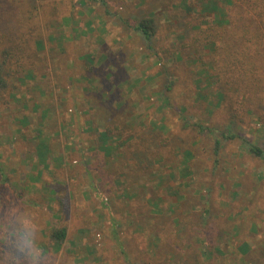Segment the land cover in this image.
Wrapping results in <instances>:
<instances>
[{"label": "rangeland", "instance_id": "obj_1", "mask_svg": "<svg viewBox=\"0 0 264 264\" xmlns=\"http://www.w3.org/2000/svg\"><path fill=\"white\" fill-rule=\"evenodd\" d=\"M232 5L0 0V264H264V51L227 54L264 4Z\"/></svg>", "mask_w": 264, "mask_h": 264}, {"label": "trees", "instance_id": "obj_2", "mask_svg": "<svg viewBox=\"0 0 264 264\" xmlns=\"http://www.w3.org/2000/svg\"><path fill=\"white\" fill-rule=\"evenodd\" d=\"M89 1H93V0H89ZM225 1L230 5V8L233 9L234 5H232V0H225ZM258 1H260L264 4V0H258ZM204 10L208 13H214L215 18L218 20L220 18H223V19L225 18V20H220V22L223 25L227 26L226 34H228L229 37L234 36L235 30H237V28L235 26H233L232 24L234 23V25H235L236 19H238L237 17L233 18V16H232V18H233V20H232L231 15L228 14L226 16V13L224 10L220 11L218 9V7H216L215 5H212V4L211 5L210 4L205 5ZM217 12H218V14H216ZM257 16H258L257 22H253L251 24V26L247 25L246 27H244L246 34L242 35V40L240 39V49L232 46V48L234 49V52L232 51V48H229V52L227 53L229 58H231V56L233 54H235V59L233 61L238 60L239 55H240V59H242L244 56V53L246 51H247V54L254 53L253 56L252 55L248 56L247 62H249V63L247 64V66L245 68V69H247V71H245L244 73H240V79L245 78L246 81L251 80V77H252V75L248 73V70H250L249 66L252 63H254V58L258 57V55L262 56V52L264 51V7L261 8V10L258 12ZM251 27L256 28L255 33H253V30ZM136 30L143 36L144 40L148 44H150L152 41V37L156 31L154 21L152 19H148V20L143 19V20H141V22H139L138 26L136 27ZM257 34H259V40L260 41L257 39ZM221 50L223 52L225 51L224 48H221ZM225 60H226V58H225ZM229 61L230 60H227V62H229ZM5 64L6 63H0V94H1V92L5 91L9 87V82L7 79H9L10 75L6 72ZM25 72H27V71H25ZM32 74H33L32 70L28 71V76H31ZM171 87H172V85L169 86V88H171ZM247 88L248 87H245V91H247V92L254 91V90H248ZM102 136L107 138V133L102 134ZM245 144H246V148L248 149L250 154H252L256 158L264 160V150H262L261 148H259L255 144L250 143L248 141L247 142L245 141ZM45 147H46V143L41 141L39 146H38V150L41 151ZM45 150L47 151V148H45ZM66 236H67V230L65 228L52 229L50 231V234H49L50 240H52L53 242L59 243V244L64 242Z\"/></svg>", "mask_w": 264, "mask_h": 264}]
</instances>
